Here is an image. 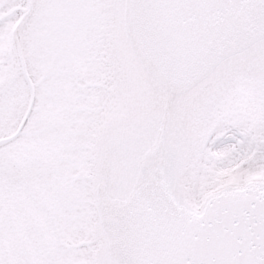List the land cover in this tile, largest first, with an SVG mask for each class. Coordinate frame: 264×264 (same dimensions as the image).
Masks as SVG:
<instances>
[{
  "label": "snow or ice",
  "instance_id": "6c2138e0",
  "mask_svg": "<svg viewBox=\"0 0 264 264\" xmlns=\"http://www.w3.org/2000/svg\"><path fill=\"white\" fill-rule=\"evenodd\" d=\"M0 264H264V0H0Z\"/></svg>",
  "mask_w": 264,
  "mask_h": 264
}]
</instances>
